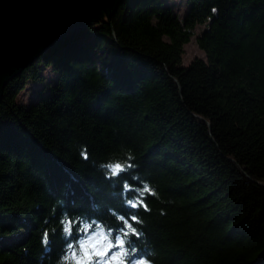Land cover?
Returning <instances> with one entry per match:
<instances>
[{"label":"trees","instance_id":"16d2710c","mask_svg":"<svg viewBox=\"0 0 264 264\" xmlns=\"http://www.w3.org/2000/svg\"><path fill=\"white\" fill-rule=\"evenodd\" d=\"M184 3L179 12L166 0H123L7 82L0 264H55L61 213L118 230L109 208L143 219L134 226L145 239L133 240L155 264H264V0ZM206 19L205 59L183 65L182 44ZM29 83L42 86L20 102ZM129 148L163 201L147 197L151 213L123 203L139 198L132 171L120 177L134 186L122 196L96 167Z\"/></svg>","mask_w":264,"mask_h":264},{"label":"clouds","instance_id":"9594fccd","mask_svg":"<svg viewBox=\"0 0 264 264\" xmlns=\"http://www.w3.org/2000/svg\"><path fill=\"white\" fill-rule=\"evenodd\" d=\"M213 13L217 10L212 9ZM80 158L84 161L90 159V155L85 145L79 149ZM136 155L132 149L123 150L122 155L110 154L105 161L99 162L96 167L100 170L106 180L120 181L121 195L133 189L127 180H120L123 175L132 171L131 179L139 181L141 187L135 189L139 198L125 199L124 205L131 209H143L146 213H151L152 209L146 203L147 197L161 200L157 187L147 180H141L140 175L134 170L138 167L133 163ZM161 202H163L161 200ZM62 201H57V204ZM56 204L50 210L55 214ZM109 215L114 216L115 221L122 225L118 230L107 226L97 219L83 220L82 217L72 219L67 211L61 213L59 219L61 239L66 241L63 245L62 253L55 264H155L154 251L149 250L147 254H142L136 240L145 239V234L134 225H143L144 221L137 215H132L130 220L114 209H108ZM160 214L165 215V210L160 209ZM77 221H82L77 223ZM47 222V221H45ZM77 239H71L74 235ZM55 227L45 228L41 236V246L47 247L50 242V232L54 234Z\"/></svg>","mask_w":264,"mask_h":264},{"label":"water","instance_id":"95a60500","mask_svg":"<svg viewBox=\"0 0 264 264\" xmlns=\"http://www.w3.org/2000/svg\"><path fill=\"white\" fill-rule=\"evenodd\" d=\"M123 0H0V100L7 82L64 36L108 20Z\"/></svg>","mask_w":264,"mask_h":264},{"label":"rangeland","instance_id":"374dc122","mask_svg":"<svg viewBox=\"0 0 264 264\" xmlns=\"http://www.w3.org/2000/svg\"><path fill=\"white\" fill-rule=\"evenodd\" d=\"M166 2L174 5V8L176 11H181L183 12L184 10V0H166ZM98 18H102L105 19V16L102 15L99 16ZM210 23L209 19H206L203 22H199L197 23L194 28L192 29V33L190 34L189 38L187 41H185L182 44V53H181V57H182V64L186 65L188 64L190 61H192L194 58H202L205 59V53L204 51L200 48L197 39L198 36L203 33L204 30H206L208 28V25ZM43 75L45 76L46 80L49 81L50 79H52V77L54 76V74L51 72V70L49 68L45 69L43 72ZM42 84H35V83H29L26 88L19 94V101L20 102H24L27 103L29 101H31L34 98L35 95V91L39 88H41Z\"/></svg>","mask_w":264,"mask_h":264}]
</instances>
